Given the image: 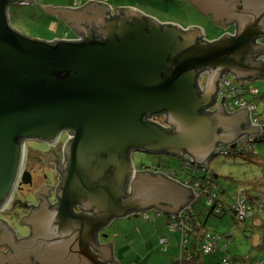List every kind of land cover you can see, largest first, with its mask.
Instances as JSON below:
<instances>
[{
	"label": "water",
	"instance_id": "obj_1",
	"mask_svg": "<svg viewBox=\"0 0 264 264\" xmlns=\"http://www.w3.org/2000/svg\"><path fill=\"white\" fill-rule=\"evenodd\" d=\"M18 1L0 0V208L14 187L25 142L52 143L62 132L68 138L59 203L39 208L29 239L3 235L11 250L19 246V255L0 254V264H106L87 244L113 217L153 207L173 213L195 196L167 176L131 180L133 151L187 156L202 165L218 143L260 131L250 126L247 107L232 115L201 108L225 71L264 80V64L255 60L264 51L258 43L264 0H191L204 15L236 22L234 35L212 43L187 30L199 27L161 23L131 7L113 8L110 15L111 7L95 0L78 10L43 6L79 39L30 38L8 20V8ZM207 71L210 85L201 93L197 80ZM157 114L166 115L167 127L148 120ZM75 204L91 215L73 213Z\"/></svg>",
	"mask_w": 264,
	"mask_h": 264
},
{
	"label": "rangeland",
	"instance_id": "obj_2",
	"mask_svg": "<svg viewBox=\"0 0 264 264\" xmlns=\"http://www.w3.org/2000/svg\"><path fill=\"white\" fill-rule=\"evenodd\" d=\"M109 1L112 5L116 3V0ZM56 2L60 1L56 0ZM147 3V5L142 6L144 8L142 12L147 16L153 17L162 23L176 24L182 29H187L189 26L199 27L203 31L204 38L209 41L217 40L223 34L234 31V26L220 27L216 25L212 21V18L202 14L188 1L184 3L183 1L174 2L172 0L168 2L165 0H147ZM11 7L12 20L9 17L10 25L24 35L45 41H52L53 39L64 38L66 36L71 38L72 33L64 23H56L55 20L44 18L45 15H42V12L35 5L20 6L16 3ZM15 11L19 13L18 18L14 16ZM9 14L10 12L8 16ZM261 40L264 44V38ZM259 56V59H264V55ZM250 86L260 91L258 98L247 96V99L251 101L250 104H257L256 110L261 115L264 101L260 98V94L264 91V81L260 79L254 80ZM244 107H247L249 111L253 108L248 104ZM40 142L38 140H31L27 142V146L31 150L45 149L44 145L40 144ZM254 152L264 158V139L257 140ZM131 159L137 167H140L142 164L149 165L153 163L160 164L163 169H175L179 171L181 165L180 158L178 157L143 151H133ZM201 166L205 170L207 169L209 177H211L209 171L219 175L217 177L218 187L212 190V193L216 194L219 202L213 201L210 205L208 204L209 197L207 194L195 192L196 201L194 202V209L198 213V221L206 229L212 230L216 235L223 236L221 242L226 243V249L231 255H246L251 251L249 258L245 262L236 261L234 264L263 263L264 246L251 247L254 241L256 239L258 241V237L264 232V227H258L261 222L255 221L254 231H252V228H247L244 222H237L229 209L221 216L215 213H217L216 206L222 204L224 208H227V204L235 199V195L238 192L240 193L249 189L253 193H258V196L263 197L264 159H249L238 153L222 154L218 152L217 154H213ZM204 169H201L200 173H203ZM195 174L197 175L196 171ZM177 176L180 178L181 175ZM230 176L233 177V180L230 179ZM259 180L263 183H259ZM262 213L264 215V212ZM165 215L162 213L160 216H156V211L150 210L148 211V218L142 215L132 219H117L102 230L101 234L102 237L106 235L107 237L104 236L103 239L107 238L109 241H113V236L117 235L115 245H117L118 257L123 263L144 264V260L148 255H151L150 264H168L167 256L169 254L174 256L170 262L174 261V263H178L175 259L179 256L181 242L185 245L188 243L189 226L185 224L186 228L182 232L180 231L181 236L179 237V232L172 230L170 224L167 222L168 217ZM227 234H231L232 237H225ZM199 235V246L201 248L204 238L201 233ZM160 237L165 238L167 241V250L165 251L159 243ZM182 259L183 256H181ZM181 260L180 264H182Z\"/></svg>",
	"mask_w": 264,
	"mask_h": 264
},
{
	"label": "flooded vegetation",
	"instance_id": "obj_3",
	"mask_svg": "<svg viewBox=\"0 0 264 264\" xmlns=\"http://www.w3.org/2000/svg\"><path fill=\"white\" fill-rule=\"evenodd\" d=\"M33 1L34 0H19L17 4L18 5L21 4L20 6L22 5L32 6L34 3ZM177 1H181V0H177ZM182 1L183 2L188 1L190 4H192L191 0H182ZM71 4H72V9L73 8L77 10L80 9L79 8L81 5L80 0H72ZM11 9L12 7L8 8L7 10L8 13L10 12ZM108 14L112 15L113 13L108 12ZM207 16L212 18V20L216 23V25L220 27L234 26V31L232 32L230 31L229 33L226 34L229 35L235 34L234 24H236V22L229 23L228 19L226 18L224 19L220 18L219 20H217V18H215L212 14ZM68 28L72 33L70 39H79L75 37L77 32L72 27L68 26ZM187 30H197L201 32V35L199 37V42L205 41L208 43H212L216 41V40L214 41L206 40L204 38L203 31L199 28L192 27V28H188ZM222 36L218 37V39L221 38ZM261 39H263V37L258 39V43L263 44ZM258 55L261 56L264 55V51L263 53L261 51V53ZM258 55L256 56L255 60L262 62L264 64V59L263 58L259 59L260 56L258 57ZM210 75L211 74L208 71L200 74L199 79L197 80V86L201 93L206 91V88L210 85L208 79ZM254 80L256 79L249 77L244 79L237 78L231 75L227 71L223 72L221 78L217 82L218 85L217 91L215 92V94H213L211 102L209 103V105L202 107L201 111L206 113H212L218 110L219 108H223L224 111L229 115L236 114L240 110L245 109L239 105H235L239 99L241 100L244 99L245 103H247L249 106L254 105L255 107H257L256 103L250 104L251 101L247 99V96H251V94L248 95L247 92L244 93L242 90L243 87H247V86L252 87L250 86V84ZM260 98L263 99L264 101V92L260 94ZM255 114H256L255 110H250L248 112L249 124L251 127H252L251 122L252 119L255 117ZM151 117H154V119H156L160 123L164 124L165 127H167L166 115L164 114L153 115L148 117V120ZM226 131H227L226 134H231L232 133L231 126H229L228 130ZM219 132L224 133L225 130L219 129ZM231 136L233 139L236 135L234 133ZM240 136L241 135H239L235 140H231L230 142H225V144L218 143L220 145L216 147L217 152L214 151V154H217L221 149L226 150L229 148H235L233 146L235 145V142ZM67 138H68L67 133L62 132L60 137L52 143L41 141L40 144H43L45 147V149L43 150H33V149L31 150L27 146V142L31 140H27L25 142L21 167L17 179L15 181L14 187L12 189L10 196L8 197V199L4 201V205L0 208V254L4 253L6 255L7 254L11 255L17 253L16 257H18L19 246L16 245V247H14L16 248V250H11L9 246L3 243V235L6 236L12 234L15 240L18 242L29 239L33 234L34 214L35 213L36 215L38 214V212L40 211L39 208L41 206L43 207V204L44 206L45 204L48 205L46 206V210H50L59 203V198L57 196V189L61 180V169L63 168V165L66 161L64 147ZM136 151H143V150H136ZM143 152H147V151H143ZM153 153L172 156L161 152H153ZM173 157H177V156H173ZM178 158H180V160L189 159L191 161V159L187 156L178 157ZM191 163L194 164L192 161ZM194 165H198V164H194ZM132 169H133V173L131 175V180L135 178L136 174L144 175L147 173L155 177H159L160 175L167 176L176 183H181L183 186H185L184 183L181 182L182 179H180L178 176L173 175L174 174L173 171L167 172L168 170L163 169L160 164H153V163L149 165L142 164L140 167H137L133 164ZM195 201L196 199L187 203L184 207H182L181 210L175 211L173 213H170V211H167L166 209H159L153 207L145 211L143 210L131 211L129 214L123 216H115L112 218L109 224L97 230L96 239L94 238L95 240L93 243H88L87 247L91 251V253L96 257V259L100 262H105L106 264H127V263H123L118 257L115 242L109 241L107 238L103 239L104 236L105 237L107 236L104 235L102 237L101 234L102 230H104L108 225H111V223L114 220L116 221L117 219H122V218H131V219L138 218L139 216L142 215H144L145 218H148V211L155 210L156 216H160L162 213L167 214L168 223L170 224L172 230L179 232V237H180L181 232L186 228L185 224L189 226L188 220L190 219L191 221L192 216L194 217L197 216V213L195 212L194 209L195 203H193ZM208 204L211 205V203ZM72 211L75 214H84L86 216L91 215V211H84L79 204H75L72 207ZM198 233H201L204 238V235L209 232L205 228H202L200 231H198ZM190 234L191 232H189V236ZM116 236L117 235H114L113 239L116 238ZM161 240H163V242ZM159 242L160 244L163 245V249L166 250L167 241L165 240V238L160 237ZM105 246L111 248V253L106 248H104ZM181 251L182 248L180 245V254L178 258L175 259L178 261L177 264H180L181 254H182ZM17 263L18 262H16V264ZM31 263L42 264L38 261H35L34 259H31Z\"/></svg>",
	"mask_w": 264,
	"mask_h": 264
},
{
	"label": "trees",
	"instance_id": "obj_4",
	"mask_svg": "<svg viewBox=\"0 0 264 264\" xmlns=\"http://www.w3.org/2000/svg\"><path fill=\"white\" fill-rule=\"evenodd\" d=\"M235 153H238L242 156H246V158H249V159H259V158L264 159L258 156L257 153L254 152V147L249 148V149H242L241 151H235ZM201 169H202L201 167H198L196 170V168L193 165L191 169L186 170L180 165L179 171L175 169H171V170H168L167 172L173 171L174 176L181 175L182 173L185 176L183 181L184 180L186 181L187 179L189 184L197 185V186L195 185L194 186L198 194H207L208 197H210L212 194V190L218 187L217 177L219 175L209 171L210 176H211L209 177L208 172L206 171L207 169L206 170L204 169V172L200 173L202 171ZM195 171L197 172V175L195 174ZM230 179L233 180V177L230 176ZM239 199L243 200L246 204L245 214L242 217L239 215V213L235 209V204L237 203ZM214 201L219 202L217 200V196L215 197ZM227 209H229L232 212L233 217L237 222H244L247 225V228L251 227L253 231L254 225L251 223V220H253L252 218L255 215H257L259 212L261 213V211H264V199L259 200L256 197L249 196L246 193V191H242L240 193L238 192L235 195V199H233L231 203L227 204V208H224L222 205V207L220 208V211L215 214L218 216H221L224 214V212H226ZM188 224L190 227L189 230L192 229L190 230L191 234L193 233V231H200L202 228H204L203 226H200L198 228L199 225L197 226V222L194 216H192L191 221L190 219L188 220ZM263 224L258 227H264ZM208 232L212 235V237H214L212 251L210 253H204L201 250L200 246H198L199 251L197 253H194V254L190 253L189 255H186L185 247L188 248L189 244L185 245L184 243L181 242V248L183 249V253H182L183 259L181 260L182 264H191V262H194L195 264H225V263L234 264L236 261L245 262L247 258H249V254L251 253V251L246 255H231L226 249V243L221 242V238H223V236L216 235L212 230H208ZM225 237L230 238L232 237V235L227 234L225 235ZM262 243L263 242H261L259 246L263 245ZM194 247L195 246L193 245V248ZM207 259H209L210 261H207ZM171 264H174V261ZM257 264H264V262L257 263Z\"/></svg>",
	"mask_w": 264,
	"mask_h": 264
},
{
	"label": "crops",
	"instance_id": "obj_5",
	"mask_svg": "<svg viewBox=\"0 0 264 264\" xmlns=\"http://www.w3.org/2000/svg\"><path fill=\"white\" fill-rule=\"evenodd\" d=\"M60 2H56V0H34L33 2V5L32 6H36L37 7V9L38 10H40L41 12H42V15L44 14L45 15V17L44 18H50V19H52V20H55L56 21V23H58V22H61V23H64L65 25H66V27H67V29H69L68 28V25H67V23L65 22V20H64V18H62V17H59L58 16V13H54V14H52V13H49V12H46L45 11V9H44V7L43 6H45V5H50L51 7H71L72 8V4H71V2H72V0H59ZM87 1H89V0H80V3H81V5L80 6H82L84 3H86ZM95 1H99V2H103V3H106L107 5H109L111 8H110V13H113L114 14V9L113 8H116V7H131V8H134V9H136V10H138V11H140V12H142V11H144V8L142 7V6H144V5H147L148 3H147V0H116V3H115V5H112V3L109 1V0H95ZM143 1H144V3H143ZM166 2H168L169 0H165ZM171 1V0H170ZM172 1H174V2H179V1H177V0H172ZM182 1V0H181ZM146 2V3H145ZM184 3H186L185 1H184ZM117 4V5H116ZM142 4V5H141ZM19 5H21V4H19ZM155 8V7H154ZM34 9H36L35 7H34ZM143 13V12H142ZM11 11H10V14H9V16H8V20H9V17L11 18V20H12V17H11ZM14 16H16V18H18L19 17V13L18 12H14ZM10 23V22H9ZM162 23V22H161ZM165 23H168V22H165ZM257 80V79H256ZM260 80H263V79H260ZM264 81V80H263ZM262 139H264V136H263V138ZM262 139H260V140H262ZM185 178V176L181 173V176H180V179H184ZM187 180V179H186ZM264 182V181H263ZM261 180H259V183H263ZM246 193L249 195V196H253V197H256V198H258L259 200H263L264 199V194H263V198L262 197H260V196H258V193H253L252 192V190H246ZM226 203V202H225ZM262 212H264V211H261V213ZM260 212L257 214V215H255L252 219L253 220H251V223L254 225V222L255 221H260L261 223H260V225H262L263 223H264V215H263V213L261 214ZM166 217H168L167 216V214L165 215ZM198 219H199V216H198V213H197V216H195V220H196V222H197V226H198V228L200 227V226H202L201 224H200V222L198 221ZM167 222H168V218H167ZM264 225V224H263ZM205 228V227H204ZM206 229V228H205ZM190 230H192V229H190ZM206 230H209V229H206ZM254 231V230H253ZM179 234V233H178ZM175 236H178V235H175ZM258 237V236H257ZM260 240V241H259ZM154 241H155V239H154ZM113 242H115L116 243V238H114L113 239ZM261 242H263L262 244L264 245V233H262V235L260 236V237H258V241H257V239L254 241V243H253V245H252V247H261V246H263V245H260L259 246V244L261 243ZM160 243V242H159ZM187 244H189V246H188V248L187 247H185V249H186V255H189L190 253H192V254H194V253H197L198 251H199V244H200V236H199V233H198V231L196 232V231H193V233L192 234H190V236H189V238H188V243ZM162 245V244H161ZM166 245H167V242H166ZM193 245L195 246L194 248H193ZM162 247H163V245H162ZM164 250V249H163ZM166 250H167V246H166ZM116 251H117V245H116ZM151 251V250H150ZM165 251V250H164ZM182 253H183V249H182V251H181ZM179 254H180V250H179ZM182 256V255H181ZM173 257L174 256H172V255H168L167 256V260H168V264L169 263H171L170 261L173 259ZM207 261H210L209 259H207ZM123 262V261H122ZM149 262H151V255H148V257L144 260V264H150ZM191 264H195L194 262H191Z\"/></svg>",
	"mask_w": 264,
	"mask_h": 264
},
{
	"label": "built area",
	"instance_id": "obj_6",
	"mask_svg": "<svg viewBox=\"0 0 264 264\" xmlns=\"http://www.w3.org/2000/svg\"><path fill=\"white\" fill-rule=\"evenodd\" d=\"M67 38V37H65ZM243 92H247L248 95L251 94V96H255L256 98L259 95V90L258 89H254L253 87H243L242 88ZM235 105H239L241 107H244L247 105V103H245V100H241L239 99ZM251 107H253L251 110H255L256 114L255 117L252 119L251 124L252 125H258L260 127V131L258 133H251V134H243L241 135L237 141L235 142V148H229L226 150H219V152H221L222 154H228V153H235V151H241L242 149H249L255 146V143L257 142L258 139H262L264 136V105L261 111V115L257 112L256 107L254 105H250ZM255 108V109H254ZM151 122L154 123H158L159 125H163L162 123H160L159 121H157L156 119H154V117H151L149 119ZM217 152V150H216ZM181 166L188 170L191 169L193 167L194 164L191 163V161L189 159H182L181 161ZM194 167L197 168L201 167L202 169H204L201 165H194ZM165 174V173H164ZM166 175V174H165ZM182 183H184L185 186L191 187L193 192H197L195 186H197L196 184L192 185L189 184V182L186 180H181ZM216 195L214 193L211 194V196L208 198V203H212L215 200ZM222 207V205H218L216 206V211L219 212L220 208ZM235 209L236 211L239 213V215L242 217L245 214V210H246V204L243 200L239 199L237 201V203L235 204ZM213 240L214 237H212V235L210 233H206L204 235V240L203 243L201 245V250L204 253H210L212 251L213 248ZM163 242V240H161ZM177 264V263H174ZM228 264V263H225Z\"/></svg>",
	"mask_w": 264,
	"mask_h": 264
},
{
	"label": "clouds",
	"instance_id": "obj_7",
	"mask_svg": "<svg viewBox=\"0 0 264 264\" xmlns=\"http://www.w3.org/2000/svg\"><path fill=\"white\" fill-rule=\"evenodd\" d=\"M194 193V192H193ZM196 199V197L194 196L193 200Z\"/></svg>",
	"mask_w": 264,
	"mask_h": 264
}]
</instances>
